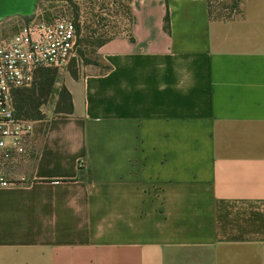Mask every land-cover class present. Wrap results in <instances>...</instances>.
Listing matches in <instances>:
<instances>
[{"label": "crops", "instance_id": "0c3cea01", "mask_svg": "<svg viewBox=\"0 0 264 264\" xmlns=\"http://www.w3.org/2000/svg\"><path fill=\"white\" fill-rule=\"evenodd\" d=\"M130 7L0 187V264H264V0Z\"/></svg>", "mask_w": 264, "mask_h": 264}, {"label": "built area", "instance_id": "2783aa9c", "mask_svg": "<svg viewBox=\"0 0 264 264\" xmlns=\"http://www.w3.org/2000/svg\"><path fill=\"white\" fill-rule=\"evenodd\" d=\"M10 37L0 39V187L25 181L14 171L34 155L33 138L40 120L19 117L14 92L31 86L37 69L60 68L79 46V25L71 17L45 21L36 11Z\"/></svg>", "mask_w": 264, "mask_h": 264}, {"label": "rangeland", "instance_id": "374dc122", "mask_svg": "<svg viewBox=\"0 0 264 264\" xmlns=\"http://www.w3.org/2000/svg\"><path fill=\"white\" fill-rule=\"evenodd\" d=\"M232 4L230 0H222L214 2L213 6L217 12L234 15L235 8ZM36 14L45 21L65 16L74 18L78 22L80 32L78 48L66 65L57 68L53 91L48 102L42 106L44 118L36 127L43 129L50 110L58 101L64 79L68 75L72 76V71L80 74L104 68L99 48L95 44L98 40L124 35L130 30L131 7L130 2L126 0H39ZM27 21L28 19L21 15L2 20L0 39L10 37Z\"/></svg>", "mask_w": 264, "mask_h": 264}, {"label": "trees", "instance_id": "16d2710c", "mask_svg": "<svg viewBox=\"0 0 264 264\" xmlns=\"http://www.w3.org/2000/svg\"><path fill=\"white\" fill-rule=\"evenodd\" d=\"M126 1L131 2L132 0H126ZM217 1H222V0H208L211 16L221 19L232 17L233 15H227L221 12H217L214 9L213 4L214 2ZM230 1H232L233 3L232 6L235 8L234 13H236L241 0H230ZM168 20L169 17L167 15L166 21L168 22ZM110 39L98 40L97 44L95 45L98 48H100ZM81 51L82 50H80V53H82ZM71 74L74 78L78 76L76 71H72ZM56 77H57V68L41 67L37 69L35 73L34 81L31 86L21 87L15 90L14 105L16 108V113L19 117L33 119V120H41L44 118V114L42 112V106L48 102L51 96L56 81ZM73 110H74V105H73L72 94L65 86H63L59 91V97L55 106V112L72 113Z\"/></svg>", "mask_w": 264, "mask_h": 264}, {"label": "water", "instance_id": "95a60500", "mask_svg": "<svg viewBox=\"0 0 264 264\" xmlns=\"http://www.w3.org/2000/svg\"><path fill=\"white\" fill-rule=\"evenodd\" d=\"M37 4L38 0H0V22L15 15L32 16Z\"/></svg>", "mask_w": 264, "mask_h": 264}]
</instances>
